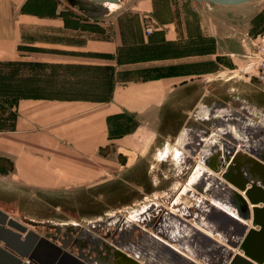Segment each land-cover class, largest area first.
Instances as JSON below:
<instances>
[{
    "label": "crops",
    "instance_id": "obj_1",
    "mask_svg": "<svg viewBox=\"0 0 264 264\" xmlns=\"http://www.w3.org/2000/svg\"><path fill=\"white\" fill-rule=\"evenodd\" d=\"M155 3L121 0L118 12L88 16L64 9L59 0H0V62L29 59L69 67V91L22 96L13 106V128L0 132V192L23 201L26 190L50 193L69 188L74 174L100 173L107 147L132 163L158 137L178 130L185 122L183 113L193 109L195 123L207 125H185L177 140L187 152L203 153L205 161L199 164L195 159L181 187L182 194L194 196L193 221L170 214V234L151 236L145 255H132L140 264H224L236 243V230L245 222L216 200L204 201L200 183L189 190L186 184L195 181L199 169L214 176L212 166L229 146L235 153L241 151L239 158L261 157L264 166V103L259 100L258 105L236 110L216 99L201 102L203 76L217 67L230 68V55L242 50L233 42L234 14L246 2L203 3L198 16L185 22L173 1H167L160 16ZM145 25L152 28L147 36ZM255 115L258 122L251 118ZM227 138L245 146L228 145ZM182 154L179 147L169 153L174 159ZM244 158L249 174H256ZM257 174L264 170L259 168ZM180 203L186 212L189 203ZM58 225L68 231L69 226L79 227L73 222L53 226ZM65 234L69 251V233ZM61 262L69 264V259Z\"/></svg>",
    "mask_w": 264,
    "mask_h": 264
},
{
    "label": "rangeland",
    "instance_id": "obj_2",
    "mask_svg": "<svg viewBox=\"0 0 264 264\" xmlns=\"http://www.w3.org/2000/svg\"><path fill=\"white\" fill-rule=\"evenodd\" d=\"M59 1L64 9L77 10L76 7L66 4L64 0ZM167 1L155 0L157 2L155 11L159 16ZM171 1L179 9L183 22L186 19L193 21L194 16H198L196 10L203 5V2L195 0ZM107 7L108 10L113 9L114 13L122 10L117 7ZM233 33L235 46L242 50L230 55L234 58V64L230 68L217 67L210 74L203 76L202 89L205 95L201 102L208 104L209 101L216 99L239 110L240 106L256 105L259 100L264 103V84L255 78L244 57L247 53L246 46L251 50L250 41L257 35H264V0H249L235 8ZM2 75L8 77L7 85L14 86L19 94L50 96L69 91V83L66 82L69 67L29 59L10 63L0 62V76ZM227 77L229 83L225 86ZM195 114L193 109L186 110L182 116L185 122L180 124L178 130L167 138L158 137L154 141V146L148 152L137 156L132 163L126 162L124 156L115 154L114 149L107 147L105 160L100 162V173L74 174L76 178L69 183V188H60L50 193L26 190L28 195L23 201H17L13 196H2L0 192V210L40 235L70 232L73 235L78 230H84L95 235L97 241L98 239H105L110 243L119 241L118 235L112 238L106 237L103 235V229H93L91 224L104 226L107 223L110 229H114L115 222L119 218H128L130 213L149 202L168 208L170 201L175 197L174 193L181 189L192 172L195 159L198 160L196 154L187 152L186 148H182L177 143L178 135L182 133L181 130L185 125L199 128L207 125L203 121L195 123ZM0 117L11 116L3 112ZM251 118L255 122L259 121L257 115ZM7 119L6 122H11ZM177 147L183 154L178 159H174L169 153L172 148ZM165 151L169 152L165 155ZM90 167L93 169V163H90ZM221 171L222 167L219 169V172ZM180 197V201L188 203L184 195L181 194ZM62 222L69 224L73 222L79 227L68 231L63 225L53 226ZM133 222L143 228L141 222ZM56 228L58 233L55 232ZM137 233L138 229L132 227L128 232L122 231L121 236L122 239L132 241Z\"/></svg>",
    "mask_w": 264,
    "mask_h": 264
},
{
    "label": "flooded vegetation",
    "instance_id": "obj_3",
    "mask_svg": "<svg viewBox=\"0 0 264 264\" xmlns=\"http://www.w3.org/2000/svg\"><path fill=\"white\" fill-rule=\"evenodd\" d=\"M234 151V148L229 146L228 162L230 168L227 172L228 174H225L226 180L221 178V174H213L214 176H211L212 182L210 184L208 183L207 187L201 190V193L203 197L206 195V198H203L204 201L216 200V202L222 204L226 210L234 213L245 222L244 229L236 244L231 247V252L224 264H239L237 261L239 257L250 260L245 254L252 257L254 260L264 261V175L257 174L259 173V166L252 164L251 166L255 169L256 174L251 177V174L247 171L245 158H239V154ZM230 156H232L231 159ZM218 166V164L212 166L213 168L211 170L213 171L215 168L218 169ZM251 185L258 186L257 190L251 191L249 189ZM195 187L198 188V183L195 184ZM197 190L200 194V190ZM181 191L184 192L183 188L174 193L175 197L172 198L167 209L154 204L152 205L155 207L143 206L141 209L130 213L128 218H119L117 222H115L116 228L114 229H110L107 223L105 224L106 226L91 224L93 229H103V235L106 237L112 238L118 235L119 241L116 240L111 243L105 239H98L97 241L95 235L86 233L84 230H78V232L73 233V235L70 234L71 232L69 233V249L75 251V253H80L83 257L90 260L92 264H133L132 260L135 259L133 255H145L146 249L144 246L149 242L151 236H153L156 231V233L161 236L170 234V232L168 233L166 230V224L171 217L170 214H176L179 217H183L185 220L193 221L192 214L195 209L194 196L189 193L182 194ZM181 194L188 197L187 201L189 204H186V212H183L184 209L181 207L179 200ZM250 199L257 201V205L249 204L248 200ZM252 207H259V210H254L255 216L253 219L250 218ZM154 216L156 219L153 218ZM135 219H142L140 222L143 224V228L132 222ZM0 227L7 228L6 224L0 225ZM132 227L138 229L137 236L132 241L129 239H122L121 232H128ZM75 229L76 227L69 226V231ZM254 231L258 233L257 236L251 234L254 233ZM55 232H57V230ZM150 232H152V234ZM43 235L52 237L54 240L59 238L60 243L64 246L67 242L65 233L62 237H58L56 233H46ZM0 246L2 247L1 243ZM0 257V264H14V261H16L14 257L11 258L1 250ZM142 264L147 263L143 262Z\"/></svg>",
    "mask_w": 264,
    "mask_h": 264
},
{
    "label": "water",
    "instance_id": "obj_4",
    "mask_svg": "<svg viewBox=\"0 0 264 264\" xmlns=\"http://www.w3.org/2000/svg\"><path fill=\"white\" fill-rule=\"evenodd\" d=\"M197 2H203L205 4H216V5H238L249 0H196ZM66 4L70 7H76L77 10L82 12L88 16H97L107 12L106 3H113L118 7L120 5L121 0H64ZM238 154H241V151L238 150ZM243 155V154H242ZM246 157L247 162L250 164H256L259 166L261 170H264V166L262 165V158L258 157L254 154ZM218 158V169H214V172H219V169L222 167V171L219 172L221 174V178L226 180L225 174H228V170L230 168V164L228 162L229 155L226 152L223 156L219 155ZM198 161L200 163H205L203 158V153L198 154ZM251 177L254 173L253 170H250ZM264 175V174H263ZM258 186L251 185L249 188L251 191L257 190ZM256 188V189H255ZM249 204L257 205V201L248 200ZM259 210V207H252L250 218L253 219L255 214L254 210ZM0 225L6 224L7 228L0 227V250L11 258L14 257L16 261L14 264H25L22 262V259L26 260V264H34V262L41 264V259L39 257L45 258L46 264H63L62 259L65 257L69 259V264H92V262L85 257H83L80 253L73 254L71 249L66 250V246L60 243L59 238L55 240L52 237H47L46 235H40L35 233L32 229H27L23 224L13 220L8 217L7 214L0 210ZM57 229V228H56ZM25 233V234H24ZM23 234V236H22ZM254 236L258 235L256 231L251 233ZM25 235V236H24ZM22 250V251H21ZM123 255V254H122ZM250 260L243 259L239 257L237 261L239 264H264L262 260H254L252 257L245 254ZM1 258V257H0ZM28 261V262H27ZM133 264H140L136 258L132 260ZM43 264V263H42ZM142 264V263H141Z\"/></svg>",
    "mask_w": 264,
    "mask_h": 264
},
{
    "label": "built area",
    "instance_id": "obj_5",
    "mask_svg": "<svg viewBox=\"0 0 264 264\" xmlns=\"http://www.w3.org/2000/svg\"><path fill=\"white\" fill-rule=\"evenodd\" d=\"M152 28L149 25L143 27V33L147 36L151 32ZM250 47L246 46L244 55L245 60L248 62V66L252 69V73L255 78L264 84V35H257L250 41Z\"/></svg>",
    "mask_w": 264,
    "mask_h": 264
},
{
    "label": "trees",
    "instance_id": "obj_6",
    "mask_svg": "<svg viewBox=\"0 0 264 264\" xmlns=\"http://www.w3.org/2000/svg\"><path fill=\"white\" fill-rule=\"evenodd\" d=\"M8 63H10V61H8ZM7 79L8 77L4 75L0 76V115L3 112H6L8 116L11 117H7L8 119L0 117V132L11 130L13 128L14 112L12 111V108L15 106L19 97L28 96L25 94H19V91H17L14 86H8L6 83ZM6 119L11 122H6Z\"/></svg>",
    "mask_w": 264,
    "mask_h": 264
},
{
    "label": "bare ground",
    "instance_id": "obj_7",
    "mask_svg": "<svg viewBox=\"0 0 264 264\" xmlns=\"http://www.w3.org/2000/svg\"><path fill=\"white\" fill-rule=\"evenodd\" d=\"M105 6L107 7V6H112V7H116V5L115 4H113V3H106L105 4ZM107 9H108V7H107ZM214 137V136H213ZM227 140H228V145H235L236 147L239 145L240 147L239 148H242V147H244L245 146V144L242 142V141H240L239 139H234V138H232V139H230V138H227ZM234 146V147H235ZM259 157V156H258ZM198 163L199 164H201L199 161H198ZM212 173L213 174H217V173H215V172H213L212 171ZM195 175H197L198 177L195 179V181H193L192 183H187L186 184V188L189 190V189H196V187H195V184L196 183H200V185H202L204 188H206L207 187V185H208V183L210 184L212 181V177H210V176H208V175H206L204 172H202L200 169H199V171H197L196 173H195ZM186 192V191H185ZM220 205H222V204H220ZM221 222V221H220ZM244 229V225L243 226H240V228L239 229H237L236 230V236H237V239H236V242H237V240L239 239V237H240V235H241V233H242V230ZM156 230V229H155ZM155 230H154V232H155ZM157 232V231H156ZM154 233V235H153V237H155V236H158V233ZM236 244V243H235ZM234 244V245H235ZM233 245V246H234ZM150 247V246H149ZM230 254V253H229ZM135 257V256H134ZM136 259H138L137 257H135ZM28 262V261H27ZM144 263H146V262H144ZM34 264H37L36 262H34Z\"/></svg>",
    "mask_w": 264,
    "mask_h": 264
}]
</instances>
